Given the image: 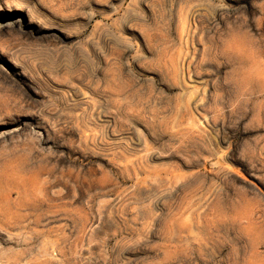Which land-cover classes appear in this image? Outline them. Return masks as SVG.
<instances>
[{"label": "rangeland", "instance_id": "rangeland-1", "mask_svg": "<svg viewBox=\"0 0 264 264\" xmlns=\"http://www.w3.org/2000/svg\"><path fill=\"white\" fill-rule=\"evenodd\" d=\"M0 57V264H264V0H0Z\"/></svg>", "mask_w": 264, "mask_h": 264}, {"label": "bare ground", "instance_id": "bare-ground-1", "mask_svg": "<svg viewBox=\"0 0 264 264\" xmlns=\"http://www.w3.org/2000/svg\"><path fill=\"white\" fill-rule=\"evenodd\" d=\"M187 56H188V55H187ZM186 58H187V57H185V59H186ZM192 58H193V57H192ZM191 60H193V59H191ZM191 60H190V61H191ZM191 62H192V61H191ZM191 62H190V63L188 62V63L191 64ZM183 66H184V63H183ZM188 67H189V65H188ZM188 67H187V68H188ZM190 67H191V66H190ZM190 67H189V69H188V70H189V73H188V74H189V75H188L189 77H190V72H192ZM181 69H183V68H181ZM181 69L179 70V73H182V70H181ZM172 71H173V70H172ZM174 71H175V70H174ZM184 72H185V71H184ZM184 72H183V73H184ZM174 73H176V71H175ZM174 73H173V74H174ZM174 75H175V74H174ZM179 75H180V74H179ZM184 75H185V74H184ZM186 75H187V74H186ZM184 77H185V76H184ZM183 79H184V78H183ZM184 80H185V79H184Z\"/></svg>", "mask_w": 264, "mask_h": 264}, {"label": "snow or ice", "instance_id": "snow-or-ice-1", "mask_svg": "<svg viewBox=\"0 0 264 264\" xmlns=\"http://www.w3.org/2000/svg\"><path fill=\"white\" fill-rule=\"evenodd\" d=\"M0 59H3L2 57H0ZM261 187H264V184H261Z\"/></svg>", "mask_w": 264, "mask_h": 264}]
</instances>
